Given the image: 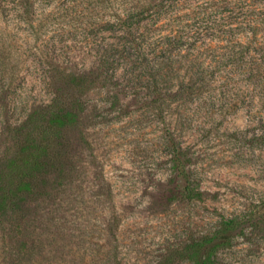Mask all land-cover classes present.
I'll return each mask as SVG.
<instances>
[{
    "label": "rangeland",
    "instance_id": "rangeland-1",
    "mask_svg": "<svg viewBox=\"0 0 264 264\" xmlns=\"http://www.w3.org/2000/svg\"><path fill=\"white\" fill-rule=\"evenodd\" d=\"M187 1L190 12L206 2ZM110 8V0H0L3 74L17 81L11 123L49 101L47 77L88 70L106 55L118 37L108 31ZM251 50L264 66V44ZM239 70L222 72L198 109L151 104L146 82L130 66L118 70L117 101L102 90L90 94V148L71 141L78 174L29 229V264H189L185 247L212 230L220 214L253 209L264 193V71ZM171 135L191 161L201 202L176 193ZM262 220L220 253L219 264H264Z\"/></svg>",
    "mask_w": 264,
    "mask_h": 264
},
{
    "label": "trees",
    "instance_id": "trees-1",
    "mask_svg": "<svg viewBox=\"0 0 264 264\" xmlns=\"http://www.w3.org/2000/svg\"><path fill=\"white\" fill-rule=\"evenodd\" d=\"M110 4L108 31L118 36L117 42L95 67L65 68L47 77L49 101L31 105L12 123L8 115L17 81L12 74H3L7 63L0 56V264L31 263L29 229L39 222L47 203L56 202L55 193L72 185L78 174L71 141L77 137L90 148L85 135L91 120L89 96L102 90L117 101L119 68L130 66L138 72L151 104L161 107L169 101L196 109L204 104V93L215 89L222 72L233 70L234 76L238 67L239 72L257 75L264 71L251 50L264 44V0H206L201 12H190L187 0ZM196 35L209 41L199 43ZM170 148L176 193L189 202L203 201L191 161L174 135ZM263 217L264 193L248 212L220 214L212 230L185 247L188 263L219 264L220 253L232 248L250 227H259Z\"/></svg>",
    "mask_w": 264,
    "mask_h": 264
}]
</instances>
